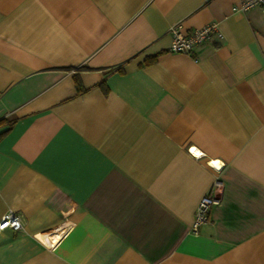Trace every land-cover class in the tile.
<instances>
[{"label": "crops", "instance_id": "obj_1", "mask_svg": "<svg viewBox=\"0 0 264 264\" xmlns=\"http://www.w3.org/2000/svg\"><path fill=\"white\" fill-rule=\"evenodd\" d=\"M239 2L0 0V217L23 223L0 264H264V19ZM176 22L221 37L170 52Z\"/></svg>", "mask_w": 264, "mask_h": 264}, {"label": "built area", "instance_id": "obj_2", "mask_svg": "<svg viewBox=\"0 0 264 264\" xmlns=\"http://www.w3.org/2000/svg\"><path fill=\"white\" fill-rule=\"evenodd\" d=\"M238 9L246 10L251 7H258L264 19V0H240ZM171 40L167 47L170 52L190 53L195 45L209 40L214 34L221 37V33L215 22L207 23L201 27L192 29L191 32H183L180 22L172 23L169 26ZM216 185V184H215ZM216 201L214 190L203 194L195 207L191 230L197 231L199 225L210 218V210ZM23 223L19 214L13 210H7L0 217V229L10 228L22 229Z\"/></svg>", "mask_w": 264, "mask_h": 264}, {"label": "snow or ice", "instance_id": "obj_3", "mask_svg": "<svg viewBox=\"0 0 264 264\" xmlns=\"http://www.w3.org/2000/svg\"><path fill=\"white\" fill-rule=\"evenodd\" d=\"M193 151H196L195 149H193ZM197 155H199V153H197ZM215 165L219 166V162L218 161H214L213 162Z\"/></svg>", "mask_w": 264, "mask_h": 264}, {"label": "bare ground", "instance_id": "obj_4", "mask_svg": "<svg viewBox=\"0 0 264 264\" xmlns=\"http://www.w3.org/2000/svg\"><path fill=\"white\" fill-rule=\"evenodd\" d=\"M196 152V151H195Z\"/></svg>", "mask_w": 264, "mask_h": 264}]
</instances>
